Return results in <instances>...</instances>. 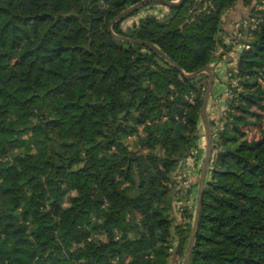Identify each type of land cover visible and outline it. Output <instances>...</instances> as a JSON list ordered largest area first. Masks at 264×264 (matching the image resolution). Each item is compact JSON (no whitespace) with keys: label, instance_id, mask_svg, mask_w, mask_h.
I'll return each mask as SVG.
<instances>
[{"label":"trees","instance_id":"1","mask_svg":"<svg viewBox=\"0 0 264 264\" xmlns=\"http://www.w3.org/2000/svg\"><path fill=\"white\" fill-rule=\"evenodd\" d=\"M139 1L0 0V264L184 257L196 207L178 209L193 185L177 170L199 146L209 77L186 74L238 43L188 264H264V127L247 129L264 117V0H243L245 37L230 43L239 0H182L124 26L141 7L111 25Z\"/></svg>","mask_w":264,"mask_h":264},{"label":"crops","instance_id":"2","mask_svg":"<svg viewBox=\"0 0 264 264\" xmlns=\"http://www.w3.org/2000/svg\"><path fill=\"white\" fill-rule=\"evenodd\" d=\"M249 11L246 9L243 0H239L238 4L229 10L226 16L223 19V32L222 38L224 42H233L232 39H236L238 36L241 37L240 30L246 26L248 22ZM237 46V47H236ZM242 44H235L232 51H235V55L232 54L231 51H225L222 46L219 47L216 53V59L210 65L213 66L215 71V80L214 84L210 93V97L207 104V114L209 121L215 120L216 123L218 120L225 119V107L228 106V97L226 95L230 77L229 74L233 69V66L236 65V62L239 57V51L237 52L236 49L242 47ZM230 65V66H229ZM203 128L200 127V132H205L206 128L203 122L201 121ZM198 158L206 157L207 152V134H206V141L203 145L198 147ZM211 163V162H210ZM190 162V160H183L177 170L178 172L190 170L191 174V182L193 187L195 185H199V179L201 175V171L198 170L197 166ZM202 169V168H201ZM209 174L207 173V178ZM198 188V187H197Z\"/></svg>","mask_w":264,"mask_h":264},{"label":"water","instance_id":"3","mask_svg":"<svg viewBox=\"0 0 264 264\" xmlns=\"http://www.w3.org/2000/svg\"><path fill=\"white\" fill-rule=\"evenodd\" d=\"M182 0H141L133 5H131L130 7L126 8L125 10H123L122 12H120L111 22V25L113 22L122 19L123 17L127 16L128 14H130L131 12L149 4V3H153V2H159V3H163L165 5L168 6H176L178 5ZM109 27V30L112 31V27ZM114 37L122 40V41H129V42H136V43H141V44H145L148 47H150L151 49H153L155 52H157L162 58H164L168 63L174 65L175 67H177L178 69L182 70L175 61H173L165 52H163L160 48H158L155 44H153L150 41L147 40H141V39H133V38H129L126 36H121V35H117L114 34ZM239 52H241L243 50V47H240L238 49ZM236 67V65H235ZM205 72L208 74V83H207V88L205 90V94H204V99H203V103H202V107H201V115H202V119L206 128V134H207V152H206V157L204 159L203 165H202V169H201V175H200V179H199V185H198V192H197V198H196V212H195V217H194V221L192 224V229H191V233H190V237H189V241L187 244V248H186V252L184 255V259L182 264H188L189 263V259H190V254H191V250H192V246H193V242L195 239V235L197 232V228H198V224H199V219H200V213H201V207H202V197H203V188L205 185V181L207 178V173H208V168L211 162V156H212V150H213V130L211 128V124L208 118V114H207V104H208V100L210 97V93L214 84V80H215V71L213 69L212 65H207L204 66L192 73L186 74L187 77H193L199 73ZM171 239H174V245L176 249V246L179 243V236L176 234V228L175 226H171Z\"/></svg>","mask_w":264,"mask_h":264},{"label":"rangeland","instance_id":"4","mask_svg":"<svg viewBox=\"0 0 264 264\" xmlns=\"http://www.w3.org/2000/svg\"><path fill=\"white\" fill-rule=\"evenodd\" d=\"M251 1H252L253 4L255 2H257V0H251ZM252 3L250 5H247V6L244 4L245 7H246V9L249 11V13H250V9L252 7ZM166 9H168V10H166ZM168 11H169V6L168 5H165V4L159 3V2H153V3H151V5H148L146 7H142L137 14L132 15V16H129L126 20L123 21V25L124 26L133 25V23L135 21H138V19H139L140 16H143L146 13L147 14L148 13L155 14L154 12H156L155 15L161 17V16L165 15L166 13H168ZM248 17H250V14H249ZM240 32H242V31L240 30ZM222 34H224V33H222ZM241 36L242 37L244 36L243 32H242ZM228 43H230V42H228ZM232 50H231L232 54L235 55L236 54L235 51H232ZM236 51L238 52V50H236ZM236 65H237V62H236ZM252 109L255 110V111H261V112H263L257 106H252ZM220 119L218 120V122H219L218 124H212L211 125V128H212L213 131H216L217 129L220 131L223 128V125H222ZM256 123L257 124H250V125L247 126L248 134L251 137H258V134L260 132V129L264 127V117L262 119L256 118ZM200 127L203 128L202 123H200ZM134 140H135L134 137L130 138V140H129V142L131 143V146H133V147H134ZM205 141H206V134H205V132H202L201 138H200V140L198 142L199 146L203 145L205 143ZM190 160L191 161H194V159H190ZM203 162H204V157L198 158L197 168H198L199 171H201ZM184 174H187V173L185 171L178 172V177L177 178L179 179V182L181 183V185L184 184L183 183L184 182V179L182 177V176H184ZM197 187H198L197 185H195L194 187H192V196H190L189 198H186V199H181L179 203H185V202H187L188 204L193 205V206L195 205V207H196V198H197V192H198V188ZM70 194L71 195H75L76 194V191H72V192L68 193L67 195H70ZM193 221H194V219H193ZM193 221H192V223H193ZM173 251H174V249H173ZM183 259H184V257L176 256V257H172L171 262H172V264H182Z\"/></svg>","mask_w":264,"mask_h":264},{"label":"built area","instance_id":"5","mask_svg":"<svg viewBox=\"0 0 264 264\" xmlns=\"http://www.w3.org/2000/svg\"><path fill=\"white\" fill-rule=\"evenodd\" d=\"M166 10H168V9H166ZM155 14H156V12H154ZM147 14V13H146ZM148 14H150V13H148ZM247 48L249 47L248 45L246 46ZM232 71H236V69H235V66H233V69H232ZM231 76V72H230V74H229V77ZM230 81H231V88H239V84H238V79L236 78V77H232L231 79H230ZM230 87H228V89H227V92H226V95H227V97L229 98L231 95H232V89H231ZM190 99H192L191 97H190ZM228 107V106H227ZM227 107H225V110H224V113H226V110H227ZM198 148H196V149H194V150H192L191 152H190V154H189V156L187 157V159L186 160H190V159H194V161H191L190 160V162H192L195 166L194 167H196L197 165H198ZM185 172L187 173V174H184V176H182L183 177V179H184V184H182V185H184V186H189L192 182H191V176H190V170H185ZM178 177V176H177ZM178 179V178H177ZM179 180V179H178ZM189 198V197H188ZM188 205V206H192V205H190V204H188L187 202H185V203H179L178 204V209L180 210V211H182V205Z\"/></svg>","mask_w":264,"mask_h":264}]
</instances>
